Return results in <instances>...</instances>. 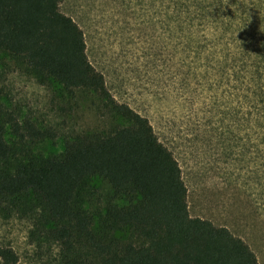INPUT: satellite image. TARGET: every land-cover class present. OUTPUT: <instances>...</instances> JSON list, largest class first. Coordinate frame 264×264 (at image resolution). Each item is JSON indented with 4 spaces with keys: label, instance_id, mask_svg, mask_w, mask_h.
<instances>
[{
    "label": "rangeland",
    "instance_id": "obj_1",
    "mask_svg": "<svg viewBox=\"0 0 264 264\" xmlns=\"http://www.w3.org/2000/svg\"><path fill=\"white\" fill-rule=\"evenodd\" d=\"M182 4L63 0L60 9L83 30L88 58L114 98L147 117L173 152L190 215L227 227L264 264V137L253 121L249 129V116L255 120L249 112L256 109L248 106V82L239 79L227 52L243 26L264 16V7L239 25L235 16L224 20V6L222 16L210 19L204 5ZM223 20L226 30L220 32ZM59 91L39 84L26 65L0 51L2 116L55 134L19 143L7 129L13 155L0 172L29 154L60 155L65 141L81 132L112 129L114 122L100 115L92 96L78 93L74 99ZM46 220L44 206L33 196L0 198V247L16 253L15 264H60L59 245L45 234ZM93 230L102 231L96 224ZM106 232L121 241L129 237L122 227Z\"/></svg>",
    "mask_w": 264,
    "mask_h": 264
},
{
    "label": "trees",
    "instance_id": "obj_2",
    "mask_svg": "<svg viewBox=\"0 0 264 264\" xmlns=\"http://www.w3.org/2000/svg\"><path fill=\"white\" fill-rule=\"evenodd\" d=\"M62 1L0 0V51L26 65L41 85L74 99L89 94L100 115L114 124L107 132L72 136L60 155L29 154L0 172V198L40 201L45 234L59 245L60 264H259L250 246L227 227L190 215L178 160L149 119L108 90L88 58L83 30L61 11ZM223 1L182 0V6L204 5L210 19L222 16L224 6V20L235 16L239 25L264 7V0ZM224 20L220 32L226 30ZM263 21L264 16L253 18L239 28L244 32L237 31L227 52L239 79L248 82V106L256 109L249 112L255 119L249 116V129L253 121L264 137ZM7 129L19 143L55 136L0 112V168L13 155ZM94 224L102 231H94ZM114 227L126 229L128 239L110 237L106 231ZM0 260L15 264L18 256L0 247Z\"/></svg>",
    "mask_w": 264,
    "mask_h": 264
}]
</instances>
